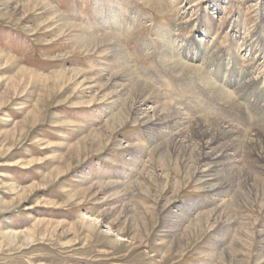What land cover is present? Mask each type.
Returning a JSON list of instances; mask_svg holds the SVG:
<instances>
[{
    "label": "rangeland",
    "instance_id": "rangeland-1",
    "mask_svg": "<svg viewBox=\"0 0 264 264\" xmlns=\"http://www.w3.org/2000/svg\"><path fill=\"white\" fill-rule=\"evenodd\" d=\"M263 28L264 0H0V264H264ZM200 45L241 112L173 67ZM151 88L183 134L154 125ZM222 121L247 135L210 172Z\"/></svg>",
    "mask_w": 264,
    "mask_h": 264
},
{
    "label": "bare ground",
    "instance_id": "bare-ground-1",
    "mask_svg": "<svg viewBox=\"0 0 264 264\" xmlns=\"http://www.w3.org/2000/svg\"><path fill=\"white\" fill-rule=\"evenodd\" d=\"M48 5V4H47ZM51 7V5H50ZM35 8V7H34ZM260 12V11H259ZM56 16V15H55ZM261 24V23H260ZM66 26V25H65ZM67 27V26H66ZM71 27V26H70ZM259 27V26H258ZM262 28V27H261ZM113 36V35H112ZM248 36V35H247ZM260 37L262 38L261 40L264 41V28L263 30L261 31L260 30ZM118 38V37H117ZM249 38V37H248ZM79 39H82V38H79ZM87 39V38H86ZM88 40V39H87ZM93 40V39H92ZM91 40V41H92ZM246 40V39H245ZM99 41V40H98ZM97 41V43H98ZM249 41V40H248ZM88 42V41H87ZM95 42V41H94ZM117 42V41H116ZM119 42V41H118ZM244 42V41H243ZM120 43V42H119ZM94 43H92L93 45ZM102 44V43H101ZM169 44V43H168ZM83 46V45H82ZM176 47V46H175ZM202 45L198 46V49L196 50L195 54L193 55L194 58L192 59H189V60H177L175 57H178L177 55L179 54H176L174 52H171L173 54V57L172 58V61L174 62L173 63V67L178 70V71H181L183 73H185V75L189 76V78H197L201 83L205 84L206 86L210 87L211 88V91L215 92L214 95L218 98L219 101H221L224 105L228 106L229 108L233 109V110H237L238 112H241L242 109L241 107L239 106V104L235 101V99H233V97L230 95V94H226L224 91L225 89L222 88L220 89L219 87H217L216 85H214L206 76V73L202 71V69L200 68V66L198 65H193L192 62L194 61H199V60H207L209 57L211 58L213 54H208L206 52V47H204ZM252 48V47H251ZM93 49V48H92ZM177 49V48H176ZM192 49V45L191 47H189V51H191ZM170 50V49H169ZM171 51V50H170ZM164 53V52H163ZM179 53V52H178ZM110 55V54H109ZM165 55V54H164ZM180 56V55H179ZM120 59V57H119ZM118 59V60H119ZM254 59V58H253ZM252 59V60H253ZM191 61V63L189 62ZM229 61V60H228ZM255 61V60H254ZM171 62V61H169ZM259 62V61H258ZM122 63V62H121ZM113 64V63H112ZM111 64V65H112ZM123 64V63H122ZM222 64V63H221ZM250 65L253 66L252 63H250ZM249 65V67H250ZM115 66V65H114ZM168 66V65H166ZM231 66V65H230ZM252 66L249 68V70L247 71V73H243L244 74H248L250 73L251 69H252ZM113 67V66H112ZM120 67V65H119ZM123 68V67H122ZM125 74V73H124ZM126 75V74H125ZM179 75V74H178ZM123 76V75H122ZM124 77V76H123ZM131 77V76H130ZM116 79V78H115ZM124 79V78H123ZM134 80V78H132ZM254 78H252L253 80ZM225 80V79H224ZM251 80V79H250ZM129 81V79L127 80ZM138 81V80H137ZM249 81V80H248ZM125 82V81H124ZM135 82V81H134ZM133 82V83H134ZM258 82V81H257ZM256 82V83H257ZM138 83V82H137ZM142 83V81H140V84ZM139 84V86H140ZM244 84V82H243ZM249 84V83H247ZM137 85V84H136ZM147 85V84H145ZM144 85V86H145ZM130 86V85H129ZM138 86V85H137ZM142 86V84H141ZM150 86V85H149ZM241 86V85H240ZM251 86V85H250ZM134 87V86H133ZM136 87V86H135ZM147 87V86H146ZM145 87V88H146ZM249 87V86H248ZM140 88V87H138ZM143 88V87H142ZM150 88V87H148ZM131 89V88H130ZM134 89V88H133ZM144 89V88H143ZM147 89V88H146ZM239 89V88H238ZM142 90V89H141ZM157 90V89H156ZM156 90H153L151 88V91L150 92V97H147L143 100V106L144 105H155L156 108H154V110L156 109H159L161 107H163V110L159 111V116H156L157 117V122L154 124L156 127H159L160 129H162L165 133H168V134H173L174 132H177L179 134H183V127L185 125H188L190 123V118H187L183 115V113L173 104H169L167 105V103L165 104V109H164V102L162 103V101H164L165 97L164 95H162L161 93L157 92ZM251 90V89H250ZM135 91V90H134ZM137 91V89H136ZM140 91V90H138ZM148 91V92H149ZM156 91V92H155ZM229 91V89H228ZM253 92V91H252ZM137 93V92H136ZM140 93V92H139ZM228 93V92H227ZM251 93V92H250ZM255 93V91H254ZM247 94V93H246ZM141 99H143V94H141ZM146 95V94H145ZM259 99V98H258ZM166 102V100H165ZM162 103V104H161ZM163 105V106H161ZM168 106V108H167ZM167 108V109H166ZM153 109V108H152ZM139 110V109H138ZM166 113H165V112ZM161 112H164V113H161ZM237 112V113H238ZM157 114V113H156ZM166 114V115H165ZM155 121V120H154ZM200 121V120H199ZM204 121V120H203ZM211 121V120H210ZM237 121V120H235ZM214 122V120H213ZM212 122V123H213ZM238 122V121H237ZM122 123V122H121ZM151 123V122H150ZM152 124V123H151ZM207 124V123H206ZM242 124V121L239 122V124H236L235 123H230V122H227V121H222V122H217V123H214V124H211L209 123V125L207 127H209V129H206L208 131L205 132V134L201 137V140H202V148H203V151H204V155L203 156H200V159H199V162H203L205 163V165L207 166L206 170L207 171H210V172H213V168L214 167H218L220 166L221 168V165H222V168H224L225 166V162L227 160L231 161L233 158H235L236 156H239V154H241V148L243 146V139L244 137H246V133H244V128H242L240 125ZM152 124V126H154ZM203 127V126H202ZM202 129V128H201ZM259 133L261 132L262 134L260 135L259 137H256V139H250L249 136L247 137L248 138V141L247 140H244V141H247L248 142V146L251 148L250 149H254L255 151H257L256 153V156L257 158L261 159L264 161V128H260L259 129ZM205 131V130H204ZM196 132V131H195ZM198 132V131H197ZM210 132H214V134L218 133L219 136L216 137V139H211V140H207V142H203L204 139H206L211 133ZM256 134V135H257ZM250 135V134H249ZM177 136V135H176ZM252 136V135H251ZM213 138V137H212ZM227 140L229 141V144L224 148H219V142L221 140ZM246 142V143H247ZM245 143V144H246ZM194 144V143H193ZM171 146V145H170ZM176 146V145H175ZM219 146V147H218ZM248 147V148H249ZM246 149V148H245ZM249 150V149H248ZM243 151V150H242ZM253 151V150H252ZM251 151V152H252ZM247 152V151H246ZM200 153V152H199ZM249 153V152H248ZM251 155V154H250ZM246 158V157H245ZM239 160V159H238ZM233 161V160H232ZM228 162V161H227ZM226 162V163H227ZM237 164V162H236ZM232 165V164H231ZM256 166V165H255ZM264 166V165H263ZM222 170V169H221ZM205 171V170H203ZM220 171H218L217 173H219ZM218 175V174H217ZM216 175V176H217ZM200 176V175H199ZM221 176V175H220ZM218 176V177H220ZM209 177H214L213 179H215V175H209V174H202L201 176V184L203 185V188H206L208 189V191L210 193H213V194H217L218 196H222L224 192V190H229L228 186L227 187H222V188H219L216 189L214 187H212L211 183H210V186L211 187H208L207 185L209 184V182L211 181V179ZM200 179V178H199ZM224 179V178H222ZM260 180V179H259ZM219 182V181H218ZM223 183V182H222ZM216 184V183H215ZM219 184V183H218ZM227 184V183H226ZM231 185V183H230ZM215 186V185H214ZM216 187H217V184H216ZM220 193V194H219ZM241 196V195H240ZM222 198V197H221ZM243 198V197H242ZM219 199V198H218ZM236 200V199H235ZM259 201V200H258ZM213 202V201H212ZM233 225V224H232Z\"/></svg>",
    "mask_w": 264,
    "mask_h": 264
}]
</instances>
